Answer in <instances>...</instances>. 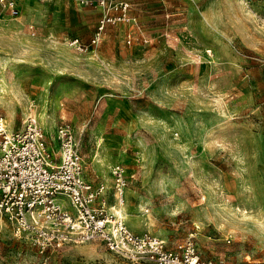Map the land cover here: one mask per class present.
I'll return each mask as SVG.
<instances>
[{
	"label": "rangeland",
	"instance_id": "obj_1",
	"mask_svg": "<svg viewBox=\"0 0 264 264\" xmlns=\"http://www.w3.org/2000/svg\"><path fill=\"white\" fill-rule=\"evenodd\" d=\"M121 2L130 21L90 44L97 5L0 0V117L15 130L34 115L48 137L68 126L131 231L264 264V0H108ZM0 264L130 263L100 241L40 253L0 215Z\"/></svg>",
	"mask_w": 264,
	"mask_h": 264
},
{
	"label": "built area",
	"instance_id": "obj_2",
	"mask_svg": "<svg viewBox=\"0 0 264 264\" xmlns=\"http://www.w3.org/2000/svg\"><path fill=\"white\" fill-rule=\"evenodd\" d=\"M73 1L103 9L90 44L99 42L106 25L130 21L127 3ZM7 7L17 14L12 4ZM76 44L80 47L77 39L72 41ZM86 170L79 142L68 126H60L48 137L34 115H28L15 130L0 117V215L15 238L27 240L40 253L65 244L100 241L130 264H215L200 260L190 240L170 250L164 240L148 232L131 231L119 214L107 212L104 195L108 188L88 182ZM110 174L109 189L120 206L126 173L116 164Z\"/></svg>",
	"mask_w": 264,
	"mask_h": 264
},
{
	"label": "bare ground",
	"instance_id": "obj_3",
	"mask_svg": "<svg viewBox=\"0 0 264 264\" xmlns=\"http://www.w3.org/2000/svg\"><path fill=\"white\" fill-rule=\"evenodd\" d=\"M116 211H117V210H116ZM116 211H115V212H116ZM118 214H119V212H118Z\"/></svg>",
	"mask_w": 264,
	"mask_h": 264
}]
</instances>
